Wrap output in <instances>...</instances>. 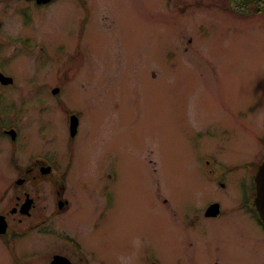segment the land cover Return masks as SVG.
Returning <instances> with one entry per match:
<instances>
[{"label":"rangeland","instance_id":"374dc122","mask_svg":"<svg viewBox=\"0 0 264 264\" xmlns=\"http://www.w3.org/2000/svg\"><path fill=\"white\" fill-rule=\"evenodd\" d=\"M166 1L0 0V213L37 197L0 264H264L244 169L264 157V19ZM40 156L56 167L32 181Z\"/></svg>","mask_w":264,"mask_h":264},{"label":"flooded vegetation","instance_id":"af4514ba","mask_svg":"<svg viewBox=\"0 0 264 264\" xmlns=\"http://www.w3.org/2000/svg\"><path fill=\"white\" fill-rule=\"evenodd\" d=\"M29 2H32V3H34L35 4V1H29ZM36 5V4H35ZM38 6V5H37ZM45 6V5H44ZM38 7H40V6H38ZM6 76V75H5ZM0 84H1V81H0ZM54 90H57V92L56 93H54L53 94V91ZM60 87H54V89H52L51 90V94L53 95V97H59V94H60ZM0 95H1V90H0ZM71 116L72 115H70L69 117H68V132L70 133V118H71ZM78 127H79V122H78V126H77V132H76V134H75V136L77 135V133H78ZM7 132V131H6ZM4 135V136H7L8 137V135L7 134H5V131H3L2 133H1V135ZM75 136H73V137H71L72 139H74V137ZM17 137V136H16ZM16 137H15V139L13 140V141H15L16 140ZM28 160H29V162L31 161V163H32V165L28 168V169H25L24 170V172H23V175L24 176H27V177H29L32 181H34V180H41V179H47L49 176H50V174H51V171H52V167H56V166H54L53 165V163L48 159V158H46L45 156L44 157H37V158H33V157H30V158H28ZM260 164V163H259ZM258 164V165H259ZM16 167H18L19 165L17 164V165H15ZM250 165H246V167L244 168L245 170H247V171H252V174H251V176H250V182H248V183H251L250 185H251V187H252V190L250 191L251 193H250V195L249 196H251L252 195V192L254 191V185H253V179H254V174H255V172H256V170H254L253 171V169H252V167L250 166ZM258 167V166H257ZM18 168H21L20 166L18 167ZM257 169V168H256ZM37 170V171H36ZM225 172V171H224ZM247 174H248V172H247ZM28 179V178H27ZM60 179H61V181H60ZM60 179H56V183H59V182H61V183H63V178H62V176L60 177ZM22 180H24V183L26 182V179H24V178H22ZM58 180V181H57ZM245 182H246V180H245ZM246 185H247V182H246ZM31 200V209H30V211H32L35 207H36V202H37V197H35V196H33V197H31L30 196V194H29V192L25 189V190H22L21 192H18L16 195H15V201H14V206L13 207H11L8 211H6V210H4V211H2L1 213H0V216H3L4 217V220L6 221V223H7V225H8V229H9V227H10V225H11V223H13L14 222V220H15V218L14 217H11L10 218V216H15V215H17L18 216V218H16V221L18 222V223H22V219H24V218H28V217H26V216H23L22 214H20V212H19V209H20V206L24 203V201H26V200ZM60 202H58V206H57V208H58V210H59V208L63 205V206H65L66 204H67V202L66 201H64V202H62V204H59ZM60 205V206H59ZM249 212V211H248ZM252 215H254L252 212H250ZM31 215V214H30ZM255 216V215H254ZM47 220L49 221V220H51V218H49V217H47ZM48 226L49 225H43V227L42 228H40V231H43L47 236L49 235V233L51 232V230L48 228ZM261 227V225L259 224L258 225V227ZM45 227V228H44ZM262 229H263V227H261ZM1 236V235H0ZM3 236V235H2ZM61 236H63V237H68L67 235H64V234H61L60 235V237ZM59 237V238H60ZM70 238V237H69ZM3 241V246H5V247H7L8 248V245L9 244H13V242L15 241V239L12 241V240H2ZM77 243V242H76ZM76 247H78V243H77V245H76ZM79 249V248H78ZM9 250V249H8ZM54 251V250H53ZM53 251H51L50 253H51V255H50V260L46 263V264H50L51 263V261H52V258H53V256H55V255H60V256H63L62 255V251H60L61 253H59V252H53ZM64 257H66V256H64ZM75 257H77V255L75 256ZM29 258V259H28ZM30 258L31 257H27V258H25V259H28V260H30ZM69 261H70V259H69V257H66ZM30 261H32V260H30ZM71 262V261H70ZM79 262L81 263L82 261L81 260H79ZM16 264H27V263H25V262H22V261H20V260H16V262H15ZM72 263V262H71ZM73 264V263H72Z\"/></svg>","mask_w":264,"mask_h":264},{"label":"water","instance_id":"95a60500","mask_svg":"<svg viewBox=\"0 0 264 264\" xmlns=\"http://www.w3.org/2000/svg\"><path fill=\"white\" fill-rule=\"evenodd\" d=\"M35 1H36L37 4L40 5V4H47L51 0H35ZM0 81H1V83L3 85H5V84L11 83L12 79L8 78V77H5V76L0 74ZM56 92H57V90L53 91V93H56ZM77 124H78L77 118L75 116H72L71 119H70V136H72V137L76 133ZM7 133L11 136V139L14 140L15 135H16L14 133V131H8ZM254 180H255V184H256L254 206L256 208V211H257V213L259 215L260 220L264 224V160L262 161V163L258 167V171L256 173V176H255ZM21 182L22 181L20 180L18 183L20 184ZM30 205H31V200H27L21 206L20 212L22 214H28V210L31 207ZM218 213H219V206L217 204H212L206 209L205 216L206 217H215V216L218 215ZM0 218H2V217H0ZM6 227H7L6 224H4V228L2 230L0 229V234L5 233ZM59 259L64 260V262H62ZM63 263L70 264L67 259L55 256L51 264H63Z\"/></svg>","mask_w":264,"mask_h":264},{"label":"trees","instance_id":"16d2710c","mask_svg":"<svg viewBox=\"0 0 264 264\" xmlns=\"http://www.w3.org/2000/svg\"><path fill=\"white\" fill-rule=\"evenodd\" d=\"M204 2V0H199ZM203 7H215L223 11H230L236 17L247 18L250 16H260L264 19V0H205ZM170 4V1H166ZM197 3L194 4L195 7Z\"/></svg>","mask_w":264,"mask_h":264},{"label":"bare ground","instance_id":"6f19581e","mask_svg":"<svg viewBox=\"0 0 264 264\" xmlns=\"http://www.w3.org/2000/svg\"><path fill=\"white\" fill-rule=\"evenodd\" d=\"M63 264H65V263H63Z\"/></svg>","mask_w":264,"mask_h":264}]
</instances>
